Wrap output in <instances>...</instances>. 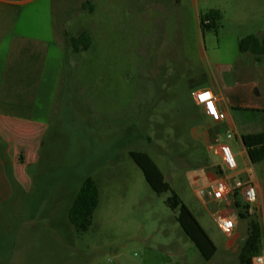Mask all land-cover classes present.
Segmentation results:
<instances>
[{
  "label": "rangeland",
  "instance_id": "obj_1",
  "mask_svg": "<svg viewBox=\"0 0 264 264\" xmlns=\"http://www.w3.org/2000/svg\"><path fill=\"white\" fill-rule=\"evenodd\" d=\"M82 1L0 0V69L34 94L29 110L17 108L29 117L1 124L19 170L0 205V264H239L253 221L264 251V191L245 219L246 211L229 208L237 221L230 237L214 218L225 203L199 194L208 173L220 176L221 159L195 139L200 117L184 102L185 80L202 68V52L213 62L250 59L239 44L250 34L264 37V0H88L94 13ZM210 10L222 13L219 29L201 28ZM83 32L93 44L77 54L67 40ZM22 51L35 53L33 63ZM247 113L264 124L263 115ZM132 152L152 158L198 219L217 247L212 260L167 206L171 193L152 190ZM237 160L264 189L263 165ZM231 174L223 176L232 185L250 181ZM88 177L99 186L100 205L90 231L80 233L70 215Z\"/></svg>",
  "mask_w": 264,
  "mask_h": 264
},
{
  "label": "crops",
  "instance_id": "obj_2",
  "mask_svg": "<svg viewBox=\"0 0 264 264\" xmlns=\"http://www.w3.org/2000/svg\"><path fill=\"white\" fill-rule=\"evenodd\" d=\"M89 3L90 1L83 0L80 3V8L85 12L90 11L94 13L97 6L94 3L89 5ZM21 54L31 59L30 62L33 63L35 53H25L22 51ZM243 55H251V57L250 59H242L237 65L213 62L214 58L207 51L202 52V55H200L202 68L197 69L200 71L188 76L185 80L189 92L184 102L190 110L197 112L200 117L201 122L194 130L195 139L205 144L209 151H212L211 147L216 136L222 137L225 135L226 137L227 133H233L234 139L227 141L228 144L233 148L240 140L242 150L236 154L237 157H241L245 161L246 166L249 164L255 166L249 158L242 137L247 134L264 132V124L252 123L246 117L248 113L243 110L264 111V56L258 60L256 56L250 53ZM30 62L27 61V64L24 66L26 76L31 74ZM13 74L14 72L7 67L0 69V204L12 196L14 184L18 180L19 170L17 154L13 158L11 154L12 145L8 140L3 139L1 124L11 125L12 122L14 123V120L19 119L15 117H29L19 114L17 108L22 106L23 109L27 108L29 110V105L33 106L34 101V94L28 95V91L31 88L25 85L23 87L19 86V79H15ZM202 89H208L216 95L220 111L226 114L224 121L219 123L213 122L205 115L204 109L196 104L191 92ZM19 92L25 93V95L22 94V99H19ZM257 115L264 116V113ZM254 126H257L261 130L251 132ZM260 165H263V171L264 163ZM207 176L209 182L215 181L218 178L213 173H208ZM231 176L247 177L250 179L247 182H252L257 187L259 194L260 192L262 194L264 191L257 178L251 174L247 175V171L245 170L240 171L238 169Z\"/></svg>",
  "mask_w": 264,
  "mask_h": 264
},
{
  "label": "trees",
  "instance_id": "obj_3",
  "mask_svg": "<svg viewBox=\"0 0 264 264\" xmlns=\"http://www.w3.org/2000/svg\"><path fill=\"white\" fill-rule=\"evenodd\" d=\"M221 21L222 13L218 10H210L205 17L201 19V27L208 30L219 29ZM67 41L72 50L77 54L83 51H88L93 44V39L88 32H83L77 37H69ZM239 47L242 54L250 53L256 56L259 60L260 57L264 56V37L249 35L240 41ZM243 111L257 114L264 113V111L256 110ZM242 141L251 162L254 165L263 164L264 132L244 135L242 137ZM130 155L138 167L143 171L147 183L156 194L163 195L171 193V196L166 201L167 206L173 211H178L179 215L177 217V221L180 227L186 236L197 247L203 258L207 261L212 260L218 251L217 247L194 214L185 205L180 196L172 189L171 185L166 181L165 176L152 158L148 154L141 152H132ZM218 170L220 176L225 174L220 166H218ZM99 205V186L94 178L88 177L76 197L70 215V220L78 232L87 233L90 231L95 212ZM234 207L238 211H246V214L240 213L241 217L244 219L246 218V215L249 214V206L243 204L238 193L235 194ZM262 252L263 230L258 222L253 221L250 224L248 236L242 248L239 264H252L253 258Z\"/></svg>",
  "mask_w": 264,
  "mask_h": 264
},
{
  "label": "built area",
  "instance_id": "obj_4",
  "mask_svg": "<svg viewBox=\"0 0 264 264\" xmlns=\"http://www.w3.org/2000/svg\"><path fill=\"white\" fill-rule=\"evenodd\" d=\"M196 104L204 109L205 115L213 122L219 123L226 119V114L220 111L218 107V99L216 95L208 90H194L191 92ZM234 139L233 133H227L224 141L221 136H216L213 140L211 150L221 159V168L229 173H236L239 169L237 155L227 141ZM238 193L239 198L244 205H248L249 212L259 201V192L252 182L237 181L234 185L224 176H219L215 181L209 182V185L200 189L199 194L215 203H225V208L219 209L214 213V218L221 229L227 236L235 233L237 221L233 218V212L229 208L234 206L235 194ZM252 264H264V251L255 256Z\"/></svg>",
  "mask_w": 264,
  "mask_h": 264
}]
</instances>
